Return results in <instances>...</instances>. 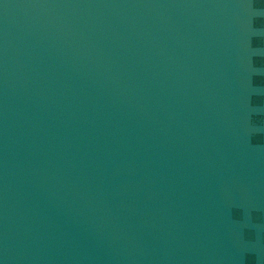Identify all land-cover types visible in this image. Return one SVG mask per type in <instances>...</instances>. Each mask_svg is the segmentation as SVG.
Segmentation results:
<instances>
[{"label": "water", "instance_id": "1", "mask_svg": "<svg viewBox=\"0 0 264 264\" xmlns=\"http://www.w3.org/2000/svg\"><path fill=\"white\" fill-rule=\"evenodd\" d=\"M0 264H264V0H0Z\"/></svg>", "mask_w": 264, "mask_h": 264}]
</instances>
